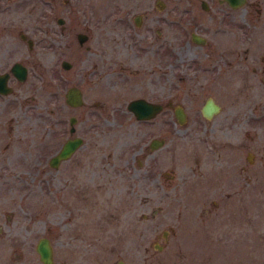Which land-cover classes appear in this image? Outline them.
Segmentation results:
<instances>
[{
  "label": "rangeland",
  "instance_id": "rangeland-1",
  "mask_svg": "<svg viewBox=\"0 0 264 264\" xmlns=\"http://www.w3.org/2000/svg\"><path fill=\"white\" fill-rule=\"evenodd\" d=\"M153 1L0 0V41L8 28L19 46L17 59L26 61L30 71L17 92V131L0 142V264H41L33 250L41 237L49 239L52 264H264V73L259 70L264 0H248L252 4L234 12L240 15L242 36L235 43L228 32L222 50L226 57L236 50L242 63L219 80L223 85L206 86L202 94L191 90L186 74L193 47L173 53L169 44H179L181 38L174 33L178 3L184 2L182 9L188 6L184 0H159L164 6L157 11ZM256 1L263 6L258 20ZM196 5L203 22L207 14ZM143 10L144 27L136 29L131 17ZM155 18L161 21L155 24ZM249 18L257 28L247 26ZM149 25L161 30L169 52L161 57L158 71L144 58L141 65L148 70L130 73L127 59L115 51L126 33L139 34ZM77 32L88 36L82 45L75 40ZM21 34L33 41L31 51ZM62 60L71 64L69 69L61 68ZM71 86L82 93L81 107L63 101ZM134 97L157 100L163 109L150 120L136 121L125 109ZM206 97L221 107L209 120L199 112ZM175 106L185 111L183 125L174 120ZM26 114L27 125L22 122ZM70 116L87 138L81 151L95 161L93 172L75 161L70 163L73 170H51L46 164V146L54 148L67 136ZM153 138L162 139L163 146L148 156L149 150L137 152ZM77 186L98 187L94 198L99 212L113 215L94 239L79 235L70 224L67 236L72 239L63 230L64 221L72 219L66 217L74 201L68 204L61 194L68 188L74 195ZM25 209L32 216L26 234L6 221L11 210L21 214ZM163 230L166 242L153 239ZM154 243L163 249L157 252Z\"/></svg>",
  "mask_w": 264,
  "mask_h": 264
},
{
  "label": "flooded vegetation",
  "instance_id": "flooded-vegetation-1",
  "mask_svg": "<svg viewBox=\"0 0 264 264\" xmlns=\"http://www.w3.org/2000/svg\"><path fill=\"white\" fill-rule=\"evenodd\" d=\"M184 1L188 7L182 9L184 2L180 1L177 7L178 12L176 10L177 17L174 20V22L177 23V25L174 26L175 28L174 33H176L177 35L180 34L181 37L178 41L179 44L178 43L176 44L175 42L173 45L171 44V42L169 44H170L171 52L173 53L178 52L176 50L183 46L188 47L189 45H191L193 47V51L188 57V62L186 63L187 65L186 74L192 81L191 90L197 94H202V93H206L207 91L206 86L223 85L221 82H219V80L224 78L226 76L225 74L229 75L230 74L229 70L232 69L237 70V66H239L242 63V56L236 50L234 56L226 57L224 54L225 51L222 50V46H225L224 44L227 43L225 40L226 37L225 35L229 33L231 34V36H233L234 39H236L234 40L235 43L237 42V40H240L242 36L243 26L240 22L241 20L239 19L240 15L239 16L235 15L234 12L237 11L238 9H242L240 7H242L243 5L252 4V3H249L248 0H244V3L241 6L234 7L231 6L226 0H184ZM196 3L199 4V8L207 14L203 22L200 21V17L198 18L196 16V6H197ZM213 4H216L218 6L221 5L224 9L218 7V9L221 12H216L215 8L213 7ZM152 6L157 11H160L164 6V4L161 3L159 0H154ZM254 6H255L254 10L257 15V17L254 18L258 20L259 18L262 17L263 6L258 1L254 3ZM189 11L191 12V14L189 13ZM146 15H147L146 10H143L142 13H135L132 15L131 20L136 29H139L142 26L144 27L142 23L144 22V20H142V17ZM255 19L249 18L248 22L246 23L247 26L257 28L258 24L257 25L255 24L254 21ZM59 20H61V22H59ZM159 20H160L159 18L158 20L157 18H155L154 20L155 24H157ZM57 23L61 25L63 23V20L61 18H58ZM235 32H237V34H235ZM10 33L11 32L7 28L4 34V37L6 39L4 41H0V127H2V130H0V142L2 141L6 142L7 140H9L6 139V137H8L9 134H13L17 131V127L15 125L17 123L16 112L18 111L17 109L18 106L20 105L17 92L23 86H25L30 76V71L26 61L24 62L17 59L18 58L17 54L19 53L18 50L19 46H17L15 42L9 38ZM151 33H152V38H150ZM78 34L83 36L81 42L77 37ZM136 36L139 38H137ZM161 36H162L161 30L153 29L152 27H150V25L149 27H147V29L140 30L139 34L136 32V30H132V33L131 32L126 33V35L124 36V41H122V44L121 43H119V45L117 44L119 46V49H117L115 53L119 55H123L122 58L127 59L126 61L124 60V62L128 63L127 68L129 69L130 73H139L140 69L148 70V67L146 65L145 66L141 65L143 62H145V59L146 61L152 62L153 65H156L157 69L156 68L155 69L156 71H158V63L161 60V57L165 55L167 52H169V50L166 49L167 47L163 45ZM20 37L26 49L28 51H31L33 47V41L28 36L23 34H21ZM75 40L79 45H82L84 42L88 40V36L85 33L77 32L75 33ZM229 43L232 44V41H230ZM199 49H202L203 52H200ZM116 58L118 59V61H120L119 56H117ZM67 63L69 64V67L67 69H69L71 64L69 62ZM260 63L262 65L259 67V70L262 73H264V55L260 57ZM14 64H18L23 68L22 76L20 74L18 75L11 71V68ZM155 69L151 68L150 70H155ZM111 73L112 72H110L109 74ZM200 79H204L205 81L207 79L209 80L204 83H201ZM123 80L124 78L122 79V81ZM114 83H115L114 86L117 87L116 82ZM261 83L264 86V79H262ZM71 87H75V86H71ZM68 88H66L65 92L63 93V101L65 105L72 108L81 107L83 105L81 91H80L81 99H82L81 105L71 106L65 102V93ZM138 98L144 99L151 103H158L161 106H163V104L161 102H158L157 100L153 101V100H148L145 97H134L129 99L125 103V109L127 112H128L127 110L128 102ZM208 99H211L218 106V111L215 114H217L221 108L220 105L216 103L214 99H212L211 97L204 98V100L202 101L199 107V112L200 115L205 120H209L215 115L213 114L210 118H206L201 113V109L206 104ZM25 102L26 100H24L21 105H23V107L26 109L27 103ZM175 107H179V106H175ZM175 107H173L172 110ZM181 108L184 111L183 107ZM162 109L159 111V113L162 111ZM159 113H157L156 115H158ZM29 117L30 115L26 114L22 122L26 123V125L29 124L27 123L30 120ZM71 118L73 119L72 123L70 121ZM142 121H147V120H142ZM67 123H68L67 136L62 137L60 140H58V144L54 148L50 149L48 146H46V150L49 149L46 151L49 153L47 155V161H46L48 168L51 170H58V169L64 170L70 167V169H72L70 163L72 161H75L76 164L80 165L81 167H86L87 169H90L93 172L95 167V161L93 160V158H91V156H88L87 154L81 151V148L86 143L87 138H85L83 135L77 132L75 126L76 123L75 117L73 116L68 117ZM13 130L15 131L13 132ZM26 131H27V135H31L30 126L27 127ZM72 139H79L80 141L79 144L71 152H69V154L65 158L59 159L55 165H51L50 164L51 158H53L59 152V150L62 148V146L65 144L67 140H72ZM152 140L160 141L162 144L158 145L155 148H151L150 142ZM163 144L164 142L162 139L153 138L148 141L146 147L145 145L143 147L139 146L137 152H143L144 150L145 151L149 150L150 152H145V156H148L151 155L153 151L162 147ZM1 183L2 182L0 181V186ZM67 189H64V191H62L61 194L62 199L65 202L67 201L68 204H70L71 201H74V205L73 204L69 205V211L71 215L66 217V219L68 218H72V219L64 221L63 223V225L65 226V229L63 230L64 233L66 234V237L68 239L73 238L70 237V234H68L67 236V233H71L69 232V230L71 231L72 228L71 227L70 229L67 228V225L70 224L75 228L76 232L79 235L89 237V239H94L93 235L99 233L100 230L104 227V225L110 222V219L113 218V215H111L112 213L107 214V216L104 217L105 214L103 210L100 212L98 210L97 201L94 198L95 195L94 193L98 189V187L96 188L95 186H92L90 189L88 188L81 189L80 186H77V192H75L74 195L69 194L66 191ZM20 202H22V200ZM211 203L212 205H214V201H211ZM127 212L128 210L125 211V216L127 215ZM152 213L155 214L157 212L154 213L153 210ZM31 219L32 216L30 215L29 211H27L26 209L25 211L22 210L21 214H17L16 212L11 210L9 213H7V217H6V221L18 224V230H23L25 234L28 233ZM94 229L98 231L93 232ZM0 234H1V229H0ZM167 237H168V232L163 230L161 231V233L157 232V234L153 236V239L161 238L163 242H166ZM6 239L7 240H5V244L7 242H8L7 244H9V240L11 238L9 237ZM74 239L77 238L74 237ZM65 244H68V242L66 241ZM35 245L36 244L33 245L34 251H35ZM152 247L157 252L163 249V246L157 243L152 244ZM15 249L17 251L18 245L15 246ZM1 250H2V242L0 241V253ZM144 251H147V248H145ZM19 262L20 261H18V263ZM118 262L117 264H121V262L120 263Z\"/></svg>",
  "mask_w": 264,
  "mask_h": 264
},
{
  "label": "water",
  "instance_id": "water-1",
  "mask_svg": "<svg viewBox=\"0 0 264 264\" xmlns=\"http://www.w3.org/2000/svg\"><path fill=\"white\" fill-rule=\"evenodd\" d=\"M231 6L237 7L244 3V0H226ZM61 22V20H59ZM78 39L81 42L83 36L78 34ZM61 67L67 69L69 64L66 61L61 62ZM11 71L20 74L22 76L23 68L14 64L11 68ZM65 102L71 106H79L82 104L80 90L76 87H70L65 93ZM162 109V106L158 103H151L144 99L138 98L133 99L128 102L127 110L132 114L136 120H148L153 118L159 111ZM218 111V106L211 100L208 99L206 104L202 107L201 113L204 117L210 118L213 114ZM173 115L178 124H183L185 120V113L180 107H175L173 109ZM72 118L70 119L72 123ZM79 139L67 140L59 152L51 158L50 164L55 165L59 159L65 158L69 152H71L78 144ZM162 143L157 140H152L150 142V147L155 148ZM35 252L38 256L41 264H52L53 255L52 248L49 243V240L45 237H41L37 240L35 245ZM120 263V262H118Z\"/></svg>",
  "mask_w": 264,
  "mask_h": 264
}]
</instances>
